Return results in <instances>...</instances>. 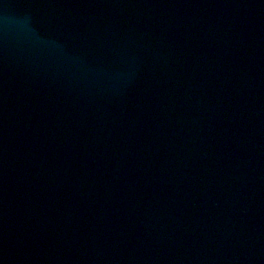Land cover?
I'll return each mask as SVG.
<instances>
[{"label": "water", "instance_id": "95a60500", "mask_svg": "<svg viewBox=\"0 0 264 264\" xmlns=\"http://www.w3.org/2000/svg\"><path fill=\"white\" fill-rule=\"evenodd\" d=\"M0 264H264V0H0Z\"/></svg>", "mask_w": 264, "mask_h": 264}]
</instances>
